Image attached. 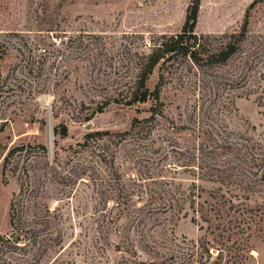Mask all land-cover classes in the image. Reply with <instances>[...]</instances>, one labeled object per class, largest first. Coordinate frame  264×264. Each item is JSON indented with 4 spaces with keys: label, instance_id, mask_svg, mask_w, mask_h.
Listing matches in <instances>:
<instances>
[{
    "label": "rangeland",
    "instance_id": "rangeland-1",
    "mask_svg": "<svg viewBox=\"0 0 264 264\" xmlns=\"http://www.w3.org/2000/svg\"><path fill=\"white\" fill-rule=\"evenodd\" d=\"M190 3L0 0V236L22 225L28 233L15 243L0 239V264H224L216 259L223 245L213 240L211 257L199 256L200 242L214 236L191 220L190 209L144 214L148 189L158 181L191 179L222 188L238 208L231 215H242L246 195L261 206L242 264H264V171L243 192L233 177L223 186L214 176L212 185L202 183L198 170L180 165L216 124L264 144V0H200L194 30L208 42L240 32L248 21L241 51L217 71L234 87L229 101L212 100V65L196 68L188 60L161 68L163 79L155 69L146 82L150 89L162 85V115L149 117L147 103L119 100L133 81L137 55L178 33ZM134 118H147L144 129L117 142ZM62 126L65 135L54 133ZM95 131L115 137L79 144ZM21 145L2 168L9 149ZM103 152L115 156L114 167L110 158L99 161ZM12 207L17 215L10 222ZM227 235L219 241L232 245Z\"/></svg>",
    "mask_w": 264,
    "mask_h": 264
},
{
    "label": "trees",
    "instance_id": "trees-1",
    "mask_svg": "<svg viewBox=\"0 0 264 264\" xmlns=\"http://www.w3.org/2000/svg\"><path fill=\"white\" fill-rule=\"evenodd\" d=\"M199 5L200 0H191L181 30L178 33L162 36L160 41L152 43V47L148 53L137 55V59L134 61L135 75L133 76V81L129 82L124 89L118 92L120 96L119 100L124 105L132 106L147 103L149 117L162 115L163 103L160 96L162 85L156 83L150 89L146 82L157 68L160 69V78L163 79V70L161 68L164 69L167 67L166 65H169L168 63L180 62V60H188L196 68H200L205 64L212 65V100L220 102L222 99H228V101L231 99L230 96L233 95L234 87L230 85L231 83L224 84V81H222L223 77L217 71L218 68L226 65L235 54L241 51V44L247 33L248 21L247 19L244 20L240 32L212 36V42H208L207 36L198 34L194 30ZM4 81L5 78L0 74V95L5 93V90H3ZM12 88L13 86L8 87V89ZM221 104L225 105V102L221 101ZM147 118H134L130 123V129L119 134L120 138L117 139V142L122 143L123 141H127V136H129L131 130L134 131V135L138 134V130L144 129V126L140 123L146 122ZM57 132L65 135L67 132L66 126H62L60 131H54V133ZM104 136L115 137V135L110 134L108 131H95L87 133L84 136V142L79 144L88 146L90 141L99 142L103 140ZM137 139L143 138L138 137ZM204 143L194 150V153L189 152L191 156H184L183 164H180L191 169V172L195 174V170H198V179L202 183L212 185V176H214L213 181L219 182L223 186L231 182L229 178L233 177L240 184L243 192H249L250 185L256 184L258 179H262L263 174L261 170L264 171V144L260 142L251 143L248 137L245 136L237 138V136L231 133L222 131L220 125L217 124L215 127H212V134L208 133L206 135V142ZM98 146L99 144L96 145L95 149H103L102 147L98 148ZM22 147L23 145L14 146L9 149L4 157L2 168L9 161L12 153L21 150ZM42 150L44 151L45 148L42 147ZM97 156L98 158L100 156L104 157V159L99 158V161L102 163L104 161L105 164H107L105 158H110L108 163L114 167V155L108 157L103 152V154H97ZM175 166L176 164L173 167ZM115 174L120 176V173L118 174L116 171ZM139 176L140 178H144L142 174ZM145 177L150 178L151 176L147 175ZM138 179L136 178V181ZM195 181L191 179L186 184L181 182L175 183L173 181H158L159 185L156 188L148 189L149 197L146 198L143 205L145 208H149L144 211V214L148 211L155 213L158 211L181 212L183 208L190 209L192 212L191 220L200 224L199 227L205 231V235L214 236L213 239L212 237L210 239L204 237L202 242H200L201 250L199 256L202 257V252L205 251L206 256L211 257L209 247L212 246L213 240L215 244L223 245V247L217 250L216 254V259L219 262L223 259L225 260L224 264H242L251 249L248 243L249 238L259 223V218L256 222H253L252 217L254 215H261V206L258 203L252 206L248 202L251 196L246 195L244 201L241 202V207L243 206L242 215H231L228 210L234 209L235 205H233L230 199L228 200L225 197V192L222 191V188L212 191V186L207 188L204 184H196ZM152 205L155 206L152 207ZM140 209L138 208V210ZM247 214H249L248 217ZM15 215L17 214L14 213L12 207L10 222L11 220L13 221ZM136 217L138 222H144V220L142 221L143 217L141 214L135 215ZM41 218L39 217V219ZM23 226L12 228L7 237L0 236V239L3 242L13 243L18 242L20 238L25 239L28 233ZM226 232H228L227 240L235 238L232 245L221 244L219 241L221 237L224 238L223 233L225 234ZM244 234L245 236L243 237ZM29 237L32 238V235ZM186 255H189V258L194 256L191 253H187Z\"/></svg>",
    "mask_w": 264,
    "mask_h": 264
}]
</instances>
